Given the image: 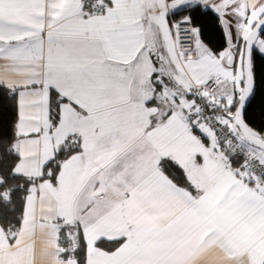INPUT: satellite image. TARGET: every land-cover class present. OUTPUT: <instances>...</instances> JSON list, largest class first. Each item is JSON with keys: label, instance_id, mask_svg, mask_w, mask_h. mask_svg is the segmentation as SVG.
<instances>
[{"label": "snow or ice", "instance_id": "obj_1", "mask_svg": "<svg viewBox=\"0 0 264 264\" xmlns=\"http://www.w3.org/2000/svg\"><path fill=\"white\" fill-rule=\"evenodd\" d=\"M0 264H264V0H0Z\"/></svg>", "mask_w": 264, "mask_h": 264}, {"label": "trees", "instance_id": "obj_2", "mask_svg": "<svg viewBox=\"0 0 264 264\" xmlns=\"http://www.w3.org/2000/svg\"><path fill=\"white\" fill-rule=\"evenodd\" d=\"M218 37H219V32L218 31H216V32H210V34H209V39H212V40H216V39H218Z\"/></svg>", "mask_w": 264, "mask_h": 264}]
</instances>
